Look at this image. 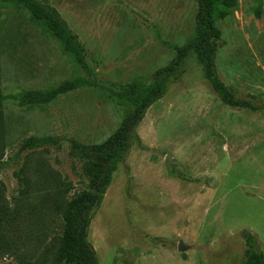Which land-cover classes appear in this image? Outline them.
Listing matches in <instances>:
<instances>
[{
    "label": "rangeland",
    "instance_id": "rangeland-1",
    "mask_svg": "<svg viewBox=\"0 0 264 264\" xmlns=\"http://www.w3.org/2000/svg\"><path fill=\"white\" fill-rule=\"evenodd\" d=\"M85 48L89 72L23 10L0 4V90H45L82 78L85 85L42 107L6 101L0 140V193L13 212L0 264H53L55 237L69 199L87 188L70 140L99 144L118 127L136 80L164 67L171 45L192 34L196 0H42ZM237 0L217 20L216 71L242 96L264 103V0ZM99 206L87 240L100 264H243V232L264 253V110L223 105L188 56L161 99L135 129ZM58 146L27 150L29 137ZM17 174L27 179L18 199ZM179 243L182 249L178 250Z\"/></svg>",
    "mask_w": 264,
    "mask_h": 264
},
{
    "label": "trees",
    "instance_id": "trees-1",
    "mask_svg": "<svg viewBox=\"0 0 264 264\" xmlns=\"http://www.w3.org/2000/svg\"><path fill=\"white\" fill-rule=\"evenodd\" d=\"M197 11L192 34L182 46L171 45L174 55L162 68L136 80V96L116 92L114 95L125 103L126 113L117 129L102 143L83 144L70 140V156L82 165V175L87 180V188L66 201L61 213L60 230L55 237L53 264H100L91 244L87 240L88 227L95 209L99 206L112 174L124 162L128 145L139 141L135 132L147 109L161 99L166 91L167 81L173 77L182 62L193 56L201 68L204 79L220 102L230 108L252 112L264 110V103L255 102L252 95L242 96L235 89L226 86L216 71V53L220 45L221 32L217 20L230 15L237 6V0H196ZM3 6L25 10L31 20L41 30L53 38L72 61L89 72L85 48L79 37L60 16L59 12L42 0H0ZM260 6L255 16L260 17ZM2 20H0L1 29ZM85 81L76 77L45 90L25 89L15 94L4 95L0 90V140L3 133V106L12 101L18 107H42L59 96L84 87ZM59 140L53 136L29 137L19 143L15 158L27 150L58 146ZM3 156V155H2ZM0 155V163L2 161ZM22 188L18 199L27 189V179L17 174ZM14 210L4 203L0 193V256L6 253L4 234L13 226ZM245 260L243 264H264V253L259 251L255 237L244 231Z\"/></svg>",
    "mask_w": 264,
    "mask_h": 264
},
{
    "label": "water",
    "instance_id": "water-1",
    "mask_svg": "<svg viewBox=\"0 0 264 264\" xmlns=\"http://www.w3.org/2000/svg\"><path fill=\"white\" fill-rule=\"evenodd\" d=\"M182 244L181 243H179V246H178V250H181L182 249Z\"/></svg>",
    "mask_w": 264,
    "mask_h": 264
}]
</instances>
